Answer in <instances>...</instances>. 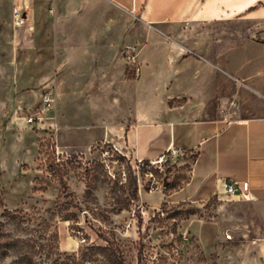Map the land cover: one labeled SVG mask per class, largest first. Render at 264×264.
<instances>
[{"label":"rangeland","instance_id":"obj_1","mask_svg":"<svg viewBox=\"0 0 264 264\" xmlns=\"http://www.w3.org/2000/svg\"><path fill=\"white\" fill-rule=\"evenodd\" d=\"M40 1L29 44L16 40L11 0H0V264H264V204L230 196L217 179L198 181L190 150L143 166L125 141L135 109L152 100L183 115L204 105L213 114L216 104L225 116L246 106L264 114V0L252 17L178 33L109 0ZM187 39L197 47L179 49V59H218L220 84L205 71V84L190 93L181 84L165 102L151 91L164 44ZM127 45L150 69L145 78L127 63ZM229 63L252 76H229ZM47 88L55 101L43 111Z\"/></svg>","mask_w":264,"mask_h":264},{"label":"crops","instance_id":"obj_2","mask_svg":"<svg viewBox=\"0 0 264 264\" xmlns=\"http://www.w3.org/2000/svg\"><path fill=\"white\" fill-rule=\"evenodd\" d=\"M109 1L138 15L151 27H161L178 33L184 30L185 26L191 24L198 27L202 24L209 26L232 14L252 17L254 11L262 9V7L253 8L255 3L263 0ZM11 3L27 17L23 26L16 27V40L22 39L30 44L31 30L36 24L37 17L43 14V4L40 0H11ZM29 24L32 26L30 27ZM250 44L252 45L251 41ZM193 47L197 46L189 39L181 42L178 40L165 42L164 69L161 74L157 72L153 78L155 83L151 85V91H163L165 102L169 99V95L174 96L179 85L186 83L185 92H193L197 87L205 84V71L208 73L212 71L215 77L214 69L221 70V63L216 58L189 56L179 59V49L181 53H187V50ZM178 68L183 72L176 80L175 71ZM149 70H144L142 67L138 78H145ZM196 70L198 73L195 72ZM223 72L241 80H248L252 76V70L247 71L230 63L227 69L223 68ZM189 74L191 78L188 81L185 76ZM220 80L221 75L217 74L213 82L219 85ZM193 83L195 84L192 85ZM149 103L148 111H144L140 105L135 109L134 125L128 131V140L125 139L133 147L135 158L157 160L167 153L177 154L183 150H190L191 153L199 155L196 164L192 165L198 181L205 184L217 179L220 187L223 179L248 182L255 197L253 200L264 204V114L254 115L251 113L252 107L246 106V109L250 107L247 113L240 109L241 113L225 116L222 115L220 106L216 104L212 108L213 114H210V107L204 105L192 110L194 112L192 116L181 114L182 111L177 106H162L159 102V107L154 108L153 100ZM164 134L166 139L161 140ZM189 141L191 143L188 144ZM147 196L146 192L142 197L147 199ZM160 199L159 197L158 201L152 202V205L157 207ZM259 252L264 260V239L260 242Z\"/></svg>","mask_w":264,"mask_h":264},{"label":"built area","instance_id":"obj_3","mask_svg":"<svg viewBox=\"0 0 264 264\" xmlns=\"http://www.w3.org/2000/svg\"><path fill=\"white\" fill-rule=\"evenodd\" d=\"M14 16H15V22H17L19 25H22L26 22L27 17L17 8H14ZM126 57H127V63L132 66V68L135 70L137 76L141 74V62L138 58L137 49L134 45H127L126 50ZM55 93L53 88H47L45 92L43 93V111L49 110L54 101H55ZM43 119L44 116H36L31 115L29 118L30 123H34L36 119ZM166 155H162L157 160H149L148 165H156L157 163H160L163 161L164 157ZM140 162H142V165L144 166V160L139 159ZM147 175H150L151 177H154L153 171H147ZM222 188L232 197H238L245 200H253L255 197L251 191V187L248 182H240V181H232L229 179H223L222 180ZM151 190H153V187H151ZM228 238H232V234H227Z\"/></svg>","mask_w":264,"mask_h":264},{"label":"trees","instance_id":"obj_4","mask_svg":"<svg viewBox=\"0 0 264 264\" xmlns=\"http://www.w3.org/2000/svg\"><path fill=\"white\" fill-rule=\"evenodd\" d=\"M147 163L149 162V160H145ZM9 213L10 212V210L7 208V209H5V211H4V213H3V215H5V213Z\"/></svg>","mask_w":264,"mask_h":264},{"label":"bare ground","instance_id":"obj_5","mask_svg":"<svg viewBox=\"0 0 264 264\" xmlns=\"http://www.w3.org/2000/svg\"><path fill=\"white\" fill-rule=\"evenodd\" d=\"M16 24H17V25H19L17 22H16ZM29 26L31 27L32 25H31V24H29Z\"/></svg>","mask_w":264,"mask_h":264}]
</instances>
